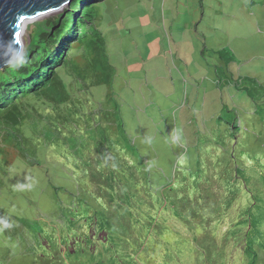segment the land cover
<instances>
[{
  "label": "trees",
  "instance_id": "trees-1",
  "mask_svg": "<svg viewBox=\"0 0 264 264\" xmlns=\"http://www.w3.org/2000/svg\"><path fill=\"white\" fill-rule=\"evenodd\" d=\"M97 1L72 0L43 18L17 59L0 69L2 201L7 178L18 170L17 156L37 163V146L45 141L63 143L77 177L87 184L83 195L68 190L78 208L58 200L49 218L37 209L26 223L4 210L0 219L12 227L0 226V264H264L262 82L252 75L245 81L227 76L253 101L240 98L253 115L238 117L236 107L227 105L229 115L218 114L226 121L221 130L227 143H240L238 152L248 161L228 157L215 168L209 159L190 157L171 169L168 149L163 163H155L154 149L128 132L113 93L104 108L79 104L81 91L114 82L94 14ZM216 52L228 63L232 59L225 48ZM231 207L236 212L229 220L224 212ZM22 223L29 229L24 237Z\"/></svg>",
  "mask_w": 264,
  "mask_h": 264
},
{
  "label": "rangeland",
  "instance_id": "rangeland-1",
  "mask_svg": "<svg viewBox=\"0 0 264 264\" xmlns=\"http://www.w3.org/2000/svg\"><path fill=\"white\" fill-rule=\"evenodd\" d=\"M93 9L115 76L111 85H92L80 92L83 109L104 108L108 92L113 93L130 135L154 149L150 158L155 163H163L169 149L171 169L190 157L209 159L215 168L228 157L241 163L249 160L238 152L240 143L234 148L227 143L221 130L226 121L218 114L228 116L223 108L227 105L236 107L238 117L253 115L244 104L253 101L227 77L231 75L240 76L239 81L252 75L262 82L258 103L263 102L264 113V0H99ZM60 11L27 22L22 43L43 18ZM220 48L232 56L229 63L218 57ZM37 157L38 162L30 164L17 156V174H11L4 186L7 199L2 201L0 194V214L13 211L31 223L37 209L49 218L58 200L74 204L76 198L68 190L83 195L87 184L77 177L61 141L38 144ZM7 200L13 202L5 204ZM227 211L224 215L232 220L229 213L236 211ZM24 224L19 229L23 237L29 232ZM4 243L5 235L0 234V247Z\"/></svg>",
  "mask_w": 264,
  "mask_h": 264
},
{
  "label": "water",
  "instance_id": "water-1",
  "mask_svg": "<svg viewBox=\"0 0 264 264\" xmlns=\"http://www.w3.org/2000/svg\"><path fill=\"white\" fill-rule=\"evenodd\" d=\"M72 0H0V69L23 50L21 31L30 20L58 9Z\"/></svg>",
  "mask_w": 264,
  "mask_h": 264
},
{
  "label": "clouds",
  "instance_id": "clouds-1",
  "mask_svg": "<svg viewBox=\"0 0 264 264\" xmlns=\"http://www.w3.org/2000/svg\"><path fill=\"white\" fill-rule=\"evenodd\" d=\"M176 139H178V137L174 136L173 141L175 142ZM0 226H2L3 228H10L12 227V224L6 219H0ZM190 264H196V263L195 261H193Z\"/></svg>",
  "mask_w": 264,
  "mask_h": 264
},
{
  "label": "bare ground",
  "instance_id": "bare-ground-1",
  "mask_svg": "<svg viewBox=\"0 0 264 264\" xmlns=\"http://www.w3.org/2000/svg\"><path fill=\"white\" fill-rule=\"evenodd\" d=\"M21 37H22V31H21ZM21 41H22V38H21Z\"/></svg>",
  "mask_w": 264,
  "mask_h": 264
}]
</instances>
